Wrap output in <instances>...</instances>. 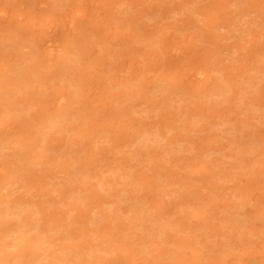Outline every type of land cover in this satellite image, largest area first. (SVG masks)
Here are the masks:
<instances>
[{
	"label": "rangeland",
	"instance_id": "rangeland-1",
	"mask_svg": "<svg viewBox=\"0 0 264 264\" xmlns=\"http://www.w3.org/2000/svg\"><path fill=\"white\" fill-rule=\"evenodd\" d=\"M176 1L0 0L4 14L0 13V91L7 92H0V101H5L0 102V167L16 170L1 171L5 175L0 174V193L4 190L0 198L8 200L6 191L14 187L2 205L16 201L22 213L20 224L29 223L26 248L31 253L26 263L61 264L64 262L56 261V253L64 249L78 252L90 244L92 258L96 256L94 260L100 264H264V0ZM184 1L186 5L178 7ZM196 11L205 13L209 22L196 20ZM116 14L123 17L117 19ZM213 24L216 26L210 27ZM65 33L72 36L67 39ZM48 36L53 38L52 46L45 43ZM101 39L100 47L96 43ZM68 40L81 44L73 46ZM62 53L71 57L65 60L64 54V60L55 59ZM128 59L137 67L134 72ZM71 72L87 78L81 77L78 86ZM127 77L131 84L124 89L126 95L119 92V98L109 88L104 90L112 79ZM203 79L208 85L200 82ZM60 87L63 95L71 91V117L69 105L56 107L53 101ZM101 92L106 94L96 99ZM130 92L133 99L127 96ZM20 93H24L22 98ZM124 96L127 102L121 104ZM113 99L120 103L116 105ZM99 100L102 105L98 106ZM111 102L118 113L109 119ZM47 121L44 131L48 132L43 135V122ZM139 128L145 134L149 131V136L156 135V130L160 135L144 142L148 136H142V130V135L134 133ZM132 133L135 138L138 135L136 141L144 137L143 142L131 139ZM18 147L21 149L14 153L13 148ZM20 154L24 155L19 161ZM18 162L22 164L16 166ZM45 170H51L50 175L63 170L67 178L62 174L45 177L49 174H43ZM8 173L14 174L7 177ZM8 178L11 185L4 182ZM50 183L53 191L49 188V192ZM56 188L62 194L71 192L70 196L66 193V199L61 194L64 201L54 204L59 197ZM137 208L139 212L134 211ZM142 219L148 223L144 229L146 223L138 224ZM130 223L137 224L136 230ZM66 232L78 234L70 237ZM43 236L53 240L49 249L56 248V253L48 249L45 258ZM142 239L149 243L142 246ZM10 256L0 252V264H10Z\"/></svg>",
	"mask_w": 264,
	"mask_h": 264
},
{
	"label": "bare ground",
	"instance_id": "bare-ground-1",
	"mask_svg": "<svg viewBox=\"0 0 264 264\" xmlns=\"http://www.w3.org/2000/svg\"><path fill=\"white\" fill-rule=\"evenodd\" d=\"M179 1H181V0H178V2H179ZM182 1H183V0H182ZM176 2H177V1H176ZM178 2H177V3H178ZM238 2H239V1H238ZM52 3H53V1H52ZM180 3H181V2H180ZM186 3H187V2H186ZM201 3H202V2H201ZM55 4H56V3H55ZM60 4H61V2H60ZM182 4H185V1H184L183 3H181V4H179L178 7H181ZM198 4H199V3H198ZM211 4H212V3H211ZM56 5L58 6V4H56ZM56 5H55V6H56ZM63 5H64V4H63ZM185 5H186V4H185ZM194 5L196 6V3H195ZM207 5H208V4H207ZM236 5H237V4H236ZM61 6H62V5H60V7H61ZM182 6H183V5H182ZM201 6H202V5H201ZM210 6H211V5H210ZM61 8H64V6H62ZM78 8H79V7H77L76 10H77ZM190 8L195 9L194 6H193V7L190 6ZM208 8H209V7H208ZM1 9H2V7H1ZM58 9H60V8H58ZM145 9H146V8H145ZM175 9H176V8L174 7L173 10H175ZM204 9H206V7H205ZM4 10H5V9H3V11H4ZM179 10H180V9H179ZM206 10H207V9H206ZM114 11H115V10H114ZM122 11H123V10H122ZM146 11H147V10H146ZM184 11H185V10H184ZM201 11L204 12L205 10H201ZM201 11H196V12H194L196 16H199V17H197L196 20H202V21H206V22H207L208 19L204 16L205 13L203 14ZM1 12H2V10H1ZM1 12H0V13H1ZM115 12H116V11H115ZM119 12L122 13L120 10H119ZM186 12H187V11H186ZM235 13H237V12H235ZM241 13H242V12H241ZM123 14H124V13H123ZM206 14H207V13H206ZM1 15H4V14L1 13ZM1 15H0V16H1ZM77 15H78V14H77ZM116 15H117V14H116ZM119 15H120V17L122 16L121 14H119ZM119 15H117V17H118V18L116 17L117 19H119ZM74 16H75V15H74ZM114 16H115V13H114ZM210 16H211V15H210ZM122 17H123V16H122ZM235 17H236V16H235ZM76 19H77V18H75V20H76ZM75 20H74V21H75ZM68 22H69V20H68ZM208 22H209V21H208ZM69 23H72V21L69 22ZM200 23H201V21H200ZM203 23H204V22H203ZM227 23H228V22H227ZM45 24H46V23H45ZM67 24H68V23H67ZM196 24H198V22H197ZM229 24H230V23H229ZM47 25H48V24H47ZM71 25H72V24H71ZM50 26H51V25H50ZM58 26H59V25H58ZM198 26H200V25H197V26L195 25V27H198ZM214 26H216V25L213 24V26H210V27H214ZM218 26H221V28H224V27L227 26V25H226V24H221V25L218 24ZM46 27H47V26H46ZM53 27H54V26H53ZM195 27H194V28H195ZM228 27H229V26H228ZM228 27H227V28H228ZM47 28H48V27H47ZM51 28H52V27H50L49 30H51ZM227 28H225V29L228 30ZM209 29H210V28H209ZM63 30H64V29H63ZM45 31H46V30H45ZM45 31H44V32H45ZM59 31H60V30H59ZM195 31L197 32L196 29H195ZM206 31H207V30H206ZM47 32H49V31H47ZM50 32H51V31H50ZM50 32H49V33H50ZM67 32H68V31H66V33H67ZM66 33H65V34H66ZM132 33H134L133 30H132ZM197 33H198V32H197ZM218 33H219V31H218ZM16 34H17V33H16ZM46 34H47V33H46ZM46 34H44V36H47ZM51 34H52V33H51ZM69 34H70V33H69ZM116 34H117V32H116ZM118 34H119V33H118ZM135 34H136V33H135ZM62 35H63V34H62ZM66 35H67V39H68V36H70L71 34H70V35L66 34ZM87 35H88V34H87ZM89 35H90V34H89ZM99 35H100V34H99ZM216 35H217V34H216ZM222 35H223V33H222ZM52 36H53V35H52ZM54 36H55V35H54ZM58 36H59V34L57 35V37H58ZM63 36H64V35H63ZM71 36H72V35H71ZM90 36H92V35H90ZM220 36H221V35H219V37H220ZM57 37H56V38H57ZM87 37H89V36H87ZM92 37H93V36H92ZM92 37H90V38L93 39ZM98 37H99V36H98ZM117 37H118V36H117ZM132 37H133V36H132ZM219 37H218V38H219ZM51 38H52V37H51ZM56 38H55L54 40H56ZM59 38H60V37H59ZM72 38H73V37H72ZM118 38H120V37H118ZM118 38H117V39H118ZM221 38H222V37H221ZM221 38H220V39H221ZM60 39H61V38H60ZM60 39L57 40V41L59 42V44H60V41H59ZM91 39H90V40H91ZM99 39H100V38H99ZM115 39H116V38H115ZM220 39H219V40H220ZM223 39H224V38H223ZM52 40H53V38H52ZM52 40L49 39V36H48V37H47V40L45 41V43L48 41V44L50 43L48 46H52V44H51ZM93 40H94V39H93ZM93 40H91V41H93ZM96 40H97V39H96ZM96 40H94V41L96 42ZM135 40H136V39H135ZM151 40H152V39H151ZM43 41H44V40H43ZM63 41H65V39H62V42H63ZM87 41H89V40H87ZM91 41H89V43H88L89 45H92V44H91ZM128 41H129V40H128ZM132 41H133V39L131 40V42H132ZM149 41H150V40H149ZM68 42H70L71 44L76 43L77 45H80V44H81V42H80L79 40H78L77 42H76V41L71 42V41L68 40ZM68 42H65V43H66V44H69ZM102 42H103V39H101V40L99 41V45H98V43H96V45L101 47V46L103 45ZM133 42H134V41H133ZM136 42H137V41H136ZM53 43H54V42H53ZM79 43H80V44H79ZM82 43H84V42H82ZM100 43H101V44H100ZM134 43H135V42H134ZM138 43H139V42H138ZM149 43H150V42H149ZM154 43H155V42H154ZM63 44H64V43H63ZM63 44H62V45H63ZM71 44H70V45H71ZM179 44H180V43H179ZM54 45H55V44H54ZM60 45H61V44H60ZM96 45H95V46H96ZM109 45H111V44H109ZM113 45H114V44H113ZM118 45H120V44H118ZM150 45H151V44H150ZM55 46H56V45H55ZM73 46H74V44H73ZM92 46H94V45H92ZM127 46H128V45H127ZM173 46H174V45H173ZM58 47H59V46H58ZM66 47H68V46L66 45L65 48H66ZM106 47L108 48V47H110V46L106 45ZM114 47H115V46H114ZM145 47H146V46H145ZM180 47H182V46H180ZM43 48H45V47L43 46ZM56 48H57V47H56ZM61 48H62V47H61ZM69 48H70V47H68L67 49H68V50H71V52L74 51L73 48H71V49H69ZM76 48H77V47H76ZM76 48H75V49H76ZM176 48H177V47H176ZM72 49H73V50H72ZM113 49H114V48H113ZM129 49H130V48H129ZM144 49H145V48H144ZM56 50H57V49H56ZM63 50H64V48H63ZM68 50H65V51H63V52H69ZM111 50H112V48H111ZM114 50L116 51V49H114ZM135 50H136V49H135ZM169 50H170V49H169ZM171 50H173V49H171ZM176 50H177V49H176ZM58 51H61V50L58 49ZM79 51H80V49H79ZM112 51H113V50H112ZM112 51H111V52H112ZM136 51H137V50H136ZM174 51H175V49H174ZM91 52H92V51H91ZM118 52H119V53L121 52V54H124V52L122 53V51L117 50V53H118ZM77 53H78V52H77ZM77 53H76V54H77ZM80 53H81V52H79V54H80ZM50 54H52V53L50 52ZM64 54H65V55H64ZM64 54L62 53V55H60V56L57 55V56L55 57V59H57V58L59 57L58 59H59V61H60L61 59L64 60V59H63L64 56L66 57L65 60H68V58L71 57V56L68 57V53H64ZM70 54H71V53H70ZM70 54H69V55H70ZM171 54H172V52H171ZM63 55H64V56H63ZM85 55H89V54H85ZM85 55H84V56H85ZM104 55H107V54H104ZM104 55H103V56H104ZM112 55H113V53H112ZM173 55H175V54H173ZM52 56H53V54H52ZM73 56H74V55H73ZM81 56H82V53H81ZM117 56H118V55H117ZM60 57H61V59H60ZM67 57H68V58H67ZM75 57H76V56H75ZM113 57H115V56H113ZM81 58H82V57H81ZM81 58H80V59H81ZM85 58H86V57H83V59H85ZM51 59H52V57H51ZM101 59H102V58H101ZM101 59H100V60H99V59H96V60L101 61ZM71 60H72V58H71ZM78 60H79V59H78ZM88 60H89V59H88ZM91 60H92V57H91ZM128 60L130 61V59H128ZM69 61H70V59H69ZM93 61H94V60H93ZM129 61H128V63H129ZM72 62H74V61H72ZM81 62H82V61H81ZM96 62H97V61H96ZM96 62H95V63H96ZM104 62H105V61H104ZM112 62H113V61H112ZM122 62H123V61H122ZM122 62H121V64H122ZM57 63H58V62H57ZM59 63H60V62H59ZM63 63H64V62H63ZM65 63H66V62H65ZM78 63H79V62H78ZM78 63H77V64H78ZM99 63L101 64V62H99ZM102 63H103V61H102ZM107 63H108V62H107ZM130 63H131V61H130ZM132 63H133V62H132ZM132 63H131V64H132ZM68 64H69V63H68ZM74 64H75V63H74ZM86 64H87V63H86ZM93 64H94V63H93ZM96 64H97V63H96ZM115 64H117V63H114V64H113L114 67L116 66ZM111 65H112V63H111ZM126 65H127V64H126ZM64 66H65V65H64ZM71 66H72V67H71V69H72V68L74 67V65H71ZM131 66H133V64H132ZM78 67H79V66H78ZM78 67H77V69H76V68H75V69L78 70ZM114 67H113V68H114ZM116 67L118 68V66H116ZM120 67H121V65H120ZM124 67H125V66H124ZM134 67H135V68H134ZM148 67H149V66H148ZM113 68H112V69H113ZM136 68H137V67L134 65L133 68H131V71L133 70L132 72H134V70H135ZM145 68H146V66H145L143 69H145ZM71 69H70V71H71ZM89 69L91 70V68H89ZM96 69H97V68H96ZM108 69H109V68H108ZM124 69H125V68H124ZM126 69H127V67H126ZM128 69H130L129 66H128ZM128 69H127V70H128ZM143 69H142V70H143ZM152 69H153V68H152ZM72 70L74 71V68H73ZM98 70H100V69H98ZM127 70H126V71H127ZM142 70H141L140 74L143 72ZM147 70H148V69H145V71H147ZM153 70H154V69H153ZM55 71H56V70H55ZM58 71H59V70H58ZM96 71H97V70H96ZM101 71H102V70H101ZM107 71H108V70H107ZM110 71H111V70H109L108 72H110ZM207 71H209V70H207ZM56 72H57V71H56ZM61 72H63V71L61 70L60 73H61ZM91 72H92V71H91ZM104 72H105V74L107 73L106 71H104ZM129 72H130V71H129ZM202 72H203V71H202ZM71 73H72V72H71ZM86 73H87V72H86ZM88 73H89V72H88ZM102 73H103V72H102ZM121 73H122V72H121ZM54 74H55V72H54ZM79 74H81V73H78V74H75V73L73 74V73H72V75H75L74 82H75L76 80L79 82V83H77L78 86H79V84H80V80H81V77H82V76H79ZM83 74L85 75V73H83ZM109 74H110V73H109ZM109 74H107V75H109ZM146 74H147V73H146ZM196 74H197V73H196ZM200 74H201V73H200ZM52 75H53V74H52ZM59 75H60V74H59ZM64 75H65V74H64ZM81 75H82V74H81ZM110 75H111V74H110ZM113 75H114V74H113ZM144 75H145V74H144ZM53 76H54V75H53ZM56 76H57V75H56ZM62 76H63V74H62ZM76 76H77V77L79 76V77L76 78ZM116 76H117V75H116ZM118 76H119V75H118ZM121 76H122V75H121ZM188 76H189V75H188ZM198 76H199V75H198ZM198 76H197V77H198ZM212 76H213V78H214V75H212ZM54 77H55V76H54ZM59 77H60V76H59ZM64 77H65V76H64ZM109 77H110V76H109ZM113 77H114V76H113ZM119 77H120V76H119ZM135 77H136V76H135ZM199 77H200V76H199ZM201 77H202V76H201ZM55 78H56V77H55ZM82 78H85V76L82 77ZM86 78H87V77H86ZM86 78H85V79H86ZM106 78H108V76H107ZM111 78H112V76H111ZM136 78H138V77H136ZM139 78H140V77H139ZM189 78H190V77H189ZM189 78H188V79H189ZM210 78H211V77H210ZM210 78H209V80H210ZM43 79H44V80H43V82H44V81L46 80V78H43ZM59 79H60V78H59ZM65 79H66V78H65ZM78 79H79V80H78ZM85 79H84V80H85ZM130 79H131V78H130ZM130 79H129V77H127V78L124 79V80H121V79L118 78V80H116L117 82H116V81H113V79H112V82H111L110 84L108 83V84H109V87H107L106 89H104V88H103V89H104V90H107V89L109 88L108 90H110V93H111L113 96H118V97L120 98V97H121L120 94L122 95L121 92L125 91V90H124L125 87L128 86L129 84H131V83H127V81H129ZM193 79H194V78H193ZM70 80H71V79H70ZM70 80H69V81H70ZM107 80H108V79H107ZM157 80H158V79H157ZM159 80H160V79H159ZM198 80H199V79H198ZM198 80H197V81H198ZM211 80H212V79H211ZM63 81H64V80H63ZM213 81H214V80H213ZM67 82H68V81H67ZM70 82H71V81H70ZM200 82H202V83H204V84L209 83L206 79H203V81H200ZM62 83H63V82H62ZM85 83H86V82H85ZM85 83H84V84H85ZM143 83H144V82H143ZM156 83H157V82H156ZM55 84H57L56 81H55ZM82 84H83V83H82ZM106 84H107V83H106ZM106 84H105V86H106ZM136 84H138V83H136ZM157 84H158V83H157ZM63 85H64V84H63ZM102 85H103V84H102ZM102 85H101V86H102ZM158 85H159V84H158ZM162 85H163V84H162ZM207 85H208V84H207ZM65 86H66V85H65ZM72 86H73V84H72ZM97 86H98V85H97ZM99 86H100V85H99ZM139 86H140V85H139ZM139 86H138V87H139ZM153 86H155V85H153ZM156 86H157V85H156ZM160 86H161V85H160ZM210 86H212V85H210ZM43 87H44V86H43ZM45 87H47V86H45ZM63 87H64V86H63ZM207 87H208V86H207ZM212 87H213V86H212ZM74 88H75V85H74ZM100 88H101V87H100ZM134 88L137 89L136 87H134ZM134 88H133V89H134ZM199 88H200V87H199ZM135 89H134V90H135ZM209 89H211V88H209ZM54 90H55V89H54ZM60 90H61V87H60V89L58 88V89L56 90L57 97H55V99H53V101L56 100V103H57V106H56V105H55V106H56V107H60L61 105H63V106H64L63 108H65L66 105H67V106L69 105V107H68V109H67V113L69 112V113H70L69 116L71 117V114L73 115V112H72V109H71V106H72V104H73V101H71L72 97H71V95L69 94V93H71V91H68V94H67V95H63V94H66V93L61 94ZM80 90H81V89H80ZM80 90L78 89V91H80ZM98 90H99V89H98ZM98 90H97V93H98ZM104 90H102V91H104ZM201 90H202V89H201ZM43 91H44V89H43ZM202 91H204V89H203ZM0 92H1V94L3 93L2 95H4V94L7 93L5 90L0 91ZM64 92H65V91H64ZM119 92H120V94H119ZM131 92H132V91H131ZM131 92H130L129 95L127 94L128 98H129V96H130V98H132L131 95L133 94V92H132V94H131ZM135 92H137V90L134 91V94L136 95L137 93H135ZM58 93H59V94H58ZM93 93H94V92H93ZM104 93H105V92H104ZM104 93L101 92L100 94H96V95H97L96 99H98V97H99V96H102L101 94H104ZM23 94H24V93H23ZM23 94L20 93V95H19V94H18V95L22 98V95H23ZM105 94H106V93H105ZM118 94H119V95H118ZM123 94H124V93H123ZM2 95H1V96H2ZM98 95H99V96H98ZM124 95H126V91H125V94H124ZM137 95H138V94H137ZM8 96H9V95L7 94V97H8ZM11 96H12V95H11ZM23 96H24V95H23ZM66 96H70L71 98L69 99V97L67 98ZM73 96H74V95H73ZM75 96H76V95H75ZM75 96H74V97H75ZM7 97H6V98H7ZM14 97H15V96H14ZM94 97H95V96H94ZM111 97H112V96H111ZM111 97H110V99H112ZM124 97H125V98H123V100H121V101H123V102H121V104L124 103V102H127V98H126V96H124ZM4 98H5V97H4ZM136 98H137V97H136ZM9 99H10V98H9ZM9 99H8V100H9ZM91 99H92V97L89 98V100H91ZM100 99H101V98H100ZM132 99H133V98H132ZM134 99H135V98H134ZM2 100H4V99H2ZM8 100H7V101H8ZM94 100H95V99H93V101H94ZM102 100H103L102 102H104V99H102ZM105 100H106V99H105ZM115 100H116V99H113L112 101L114 102ZM135 100H136V99H135ZM51 101H52V100H50V102H51ZM93 101H90V102H93ZM99 101H100V100H99ZM0 102H1V104H4L5 101H4V102H3V101H0ZM2 102H3V103H2ZM54 102H55V101H54ZM87 102H88V100H87ZM97 102H98V101H97ZM102 102H101V101H100V103L98 102V106H99V105H102ZM118 102H119V101H118ZM118 102L115 101L116 105H117ZM128 102H129V101H128ZM132 102H133V101H132ZM106 103H107V102H106ZM106 103H105V104H106ZM119 103H120V102H119ZM135 103H137V102H135ZM103 104H104V103H103ZM110 104H111V105L108 104V106H109V107L111 106L110 109H112V110H110L111 115H109V119L112 118L113 115L115 116V115L118 113V111L115 112V110H118L117 108L113 111V108H114L113 104H114V103L111 102ZM121 104H119V105H121ZM90 105H91V104H90ZM114 105H115V104H114ZM129 105H130V104H129ZM133 105H135V104L133 103V104H132V107H133ZM74 106H75V105H74ZM78 106H79V105H78ZM108 106L106 105L107 108H109ZM112 106H113V107H112ZM125 106H126V104H125ZM136 106H137V104H136ZM51 107H53V106L51 105ZM76 107H77V106H76ZM82 107H83V106H82ZM137 107H138V106H137ZM85 108H86V107H85ZM89 108L92 109V108H94V107H89ZM126 108H128V106H127V107H124L123 109L127 110ZM52 109H53V108H52ZM70 109H71V111H70ZM43 110H44V109H43ZM46 110H47V109H46ZM55 110H56V109H54V111H55ZM60 110L62 111V107L60 108ZM78 111H79V110H78ZM78 111H76L75 113H77ZM81 111H82V110H81ZM97 111H98V110H97ZM135 111L137 112V109H135ZM135 111H134V112H135ZM58 112H60V111H58ZM112 112H113V113H112ZM125 112H126V111H125ZM5 113H6V112H5ZM60 113H61V112H60ZM69 113H68V114H69ZM75 113H74V114H75ZM78 113H80V112H78ZM53 114H54V113H53ZM53 114H52V115H53ZM109 114H110V113H109ZM63 115H66V114H63ZM63 115H61L62 118H63ZM59 116H60V115H59ZM69 116L67 115V119H68ZM75 116H76V115H75ZM81 117H82V116H81ZM81 117H80V118H81ZM73 118H74V117H73ZM107 118H108V117H107ZM45 119H46V118H45ZM60 119H61V118H60ZM43 120H44V118H43ZM55 120H56V119H55ZM68 120H70V118H69ZM90 121H91V120H90ZM56 122H57V120H56ZM59 122H60V121H59ZM88 122H89V121H88ZM91 122H92V121H91ZM57 125H58V124H57ZM60 125H61V122H60ZM46 126H48V121H47V122H43V135L46 134V133L48 132V131H47V132L44 131V129H46ZM4 128H5V127H4ZM99 128H100V127H99ZM99 128H98V130H100ZM9 129H10V128H9ZM54 129H55V128H54ZM56 129H57V128H56ZM61 129H62V128H61ZM95 129H96V133H97V132H98V131H97V128H95ZM103 129H104V127H103ZM103 129L101 130L102 133H103ZM156 129H157V128H156ZM156 129H155V130H156ZM0 130H1V129H0ZM47 130H48V129H47ZM141 130H142V132H143V130H145V129H140V128H139V131H135L134 133L137 132V134L142 135V134H141ZM4 131H7V129H5ZM104 131H105V130H104ZM151 131H152V130H150V132H151ZM156 131L158 132V130H156ZM14 132H15V131H14ZM106 132H107V131H106ZM106 132H105V133H106ZM147 132H149V131H147ZM147 132H146V134H147ZM152 132H154V131H152ZM157 132H154V133H156V135L153 134L152 136H149L150 133L146 135V134L143 132V135H142V136H144V134H145L144 137L148 136V137H146V140H144V142L147 141L148 139H149V141L152 142V141L154 140V138H156V140H157V137L160 135V134L157 133ZM5 133L7 134L8 132H5ZM15 133H16V132H15ZM102 133H101V134H102ZM105 133H104V134H105ZM134 133H132V134H131L132 136H130V137H132L131 139L135 140V142L139 143V142H138L139 140L144 139V137L141 138V139H140V137H139V139H137V141H136V138H138V135H137L136 138H135V137H133ZM2 134H3V133H2ZM17 134H18V133H17ZM94 134H95V133H94ZM98 134H99V133H98ZM91 135H92V134H91ZM106 135H107V134H106ZM4 136H5V134H4ZM6 136H7V135H6ZM6 136H5V137H6ZM10 136H11V135H10ZM12 136H14V135H12ZM12 136H11V137H12ZM15 136H16V135H15ZM107 136H108V135H107ZM111 136H112V135H111ZM142 136H141V137H142ZM7 137H8V136H7ZM7 137H6V138H7ZM11 137H10L9 139H11ZM19 137H20V136H19ZM92 137H94V136H92ZM98 137H99V136H98ZM103 137H104V136H103ZM90 138H91V136H90ZM95 138H97V137H95ZM106 138L108 139L109 137H106ZM159 138H160V137H159ZM159 138H158V139H159ZM14 139H15V138H14ZM109 139H110V138H109ZM128 139H129V138H128ZM131 139H130V142H131ZM7 140H8V139H7ZM113 140H114V139H113ZM0 141H1V139H0ZM8 141H10V140H8ZM17 141H18V140H17ZM99 141H103V140H99ZM99 141H98V142H99ZM141 141H142V140H141ZM107 142H108V140H107ZM126 142H128V141H126ZM126 142H125V143H126ZM130 142H128L127 145H130L133 141H132L131 143H130ZM142 142H143V141H142ZM1 144H2V142L0 143V145H1ZM10 144H11V143H9V145H10ZM14 144H15V140H14ZM115 144H117L116 141H115V143H113V145H115ZM134 144H135V143H134ZM139 144H140V143H139ZM0 147H1V146H0ZM77 147H78V146H77ZM82 147H83V146L79 147L78 150H80V148H82ZM138 147H139V146H138ZM138 147H137V148H138ZM2 148H3V147H2ZM2 148H1V149H2ZM8 149H9V148H8ZM8 149H7V150H8ZM10 149H11V148H10ZM20 149H21L20 147H18L17 150H16V148H13V150L15 151L14 153H16V152H17L18 150H20ZM46 149H47V148H46ZM46 149H45V150H46ZM70 149H74V147H72V148H70ZM75 149H76V147H75ZM67 150H68V149H67ZM0 151H1V150H0ZM70 151H71V150H70ZM10 153L13 154L12 151H11ZM17 153H18V152H17ZM19 153H20V152H19ZM21 153H22V152H21ZM25 153H26V152H25ZM25 153H24V154H25ZM11 154H10V155H11ZM24 154H23V155H24ZM75 154H76V153H75ZM13 155H14V154H13ZM20 155H21V157H19V161H20V158L22 159V156H23L22 154H20ZM25 155H26V154H25ZM14 156H15V155H14ZM82 156H83V155H82ZM26 157L28 158V156H26ZM26 157H25V160H27ZM74 157H75V156H74ZM3 158H4V157H3ZM4 159H5V158H4ZM13 159H14V158H13ZM5 160H6V159H5ZM1 161H2V159H1ZM3 161H4V160H3ZM21 161H22V160H21ZM71 161H73V160H71ZM14 162H15V161H14ZM22 162H23V161H22ZM25 162H26V161H25ZM88 162H89V161H88ZM2 163H3V162H2ZM9 163H10V162H9ZM4 164H5V163H3V164H1V165H4ZM20 164H22V163L18 162V164H16V166H17V165H20ZM67 164H68V163H67ZM72 164H73V162H72ZM5 165L8 166L9 164L6 163ZM10 165H11V163H10ZM10 165H9V166H10ZM12 165H13V164H12ZM12 165H11V167H12ZM83 165H84V164H83ZM122 165H123V164H122ZM16 166H15V167H16ZM78 167H79V166H78ZM78 167H76V168H78ZM80 167H81V166H80ZM94 167H95V166H94ZM109 167H111V164H110ZM112 167H115L114 169H116V168L119 167V166H118V165H116V166H113V165H112ZM13 168H14V167H13ZM13 168H11V169H13ZM18 168H19V167H18ZM18 168H16V169L18 170ZM82 168H84V167H82ZM104 168H105V170H107L106 167H104ZM11 169H8L9 171H8V170H6V171H7V172H10ZM80 169H81V168H80ZM85 169H86V168H85ZM108 169H109V168H108ZM2 170L4 171V167H0V172H1ZM13 170H14V172L16 171L15 169H13ZM101 170H102V169H101ZM6 171H4L5 174H6ZM18 171H20V170H18ZM50 171H51V170H50ZM50 171H49V172H50ZM75 171H78V169L75 170ZM46 172H47V171L45 170V172H44L43 174H45ZM49 172H47V173H49ZM60 172H61V173H60ZM81 172H82V170H81ZM84 172H85V171H84ZM98 172H99V171H98ZM114 172H115V171H114ZM16 173H17V172H16ZM18 173H20V172H18ZM82 173H83V172H82ZM99 173H100V172H99ZM101 173H102V172H101ZM103 173H104V172H103ZM115 173H116V172H115ZM0 174H4V173L1 172ZM5 174H4V175H5ZM9 174L12 175V174H14V173H8L7 177L10 176ZM51 174H52V175H50V173H49V174H46L45 177H47V176H49V177H51V176L55 177V176H56V177H57V176H61V174H62L61 177H63V176L65 175L64 178H65V179L67 178V173L64 172L63 170H61V171L59 170L58 173H57V171H55V173L51 172ZM97 174H98V173H97ZM17 175H18V174H17ZM17 175H16V176H17ZM69 175H71V174H69ZM84 175H85V174H84ZM89 175H91V174L89 173ZM71 176H72V175H71ZM71 176H70V177H71ZM73 176H75V175H73ZM85 176H86V175H85ZM0 177H2V176H0ZM7 177H6V178H7ZM11 177H12V176H11ZM11 177H10V179H11ZM70 177L68 176V179H70L69 181H72V178H70ZM79 177H80V176H79ZM83 177H84V176H83ZM86 177H87V176H86ZM96 177H97V176H96ZM102 177H103V175H102ZM4 178H5V177L3 176L2 179H4ZM99 178H100V176H99ZM2 179H1V180H2ZM13 179H16V177H15V178H12V180H13ZM22 179H25V178L23 177ZM51 179H52V181H55V182H56L55 178H51ZM104 179H105L106 181L108 180V179H106V177H105ZM104 179H103V181H104ZM16 181H17V180H16ZM58 181L61 182V179L58 180ZM58 181H57V185H58V183H60V182H58ZM66 181L68 182V180H66ZM103 181H101V183H102ZM106 181H104V184H105ZM4 182H5V183H7V182L9 183V178H8V179H5ZM4 182H3V183H4ZM10 182H11V181H10ZM55 182H53V183H55ZM73 182H74V181H72V183H73ZM5 183H4V185H5ZM12 183H14V181H13ZM47 183H49V181L45 182L46 185H47ZM107 183H108V182H107ZM9 184H10V183H9ZM9 184H8V185H9ZM43 184H44V183H43ZM60 184H61V183H60ZM2 185H3V184H2ZM6 185H7V184H6ZM10 185H11V184H10ZM10 185H9V186H10ZM0 186H1V185H0ZM48 186H49V187H47V190H49V188H50V190H52V189H51V187L53 188L52 184L50 183V185H48ZM62 186H63V185H62ZM62 186L60 185L61 189H62V188L65 189V186H64V187H62ZM70 186H71V184H70ZM73 186L76 187V184H73ZM4 187H5V186H4ZM8 188H9V187H8ZM3 189H4V188H3ZM3 189H2V190H3ZM13 189H14V187H13V188L11 187V188H9L8 191H6L7 194H8V192L10 193V194L7 195V196H8V200H9V198H10L9 195H10V196L12 195V194H11V192H12L11 190H13ZM56 189H58V188H56ZM74 189H75V188H74ZM5 190H6V189H5ZM50 190H49V192H50ZM76 190H77V189H75V191H76ZM123 190H125V189L123 188ZM10 191H11V192H10ZM52 191H53V190H52ZM57 191H58V193H59V189H58ZM60 191H61V190H60ZM65 191H66V190H65ZM73 191H74V190H73ZM75 191H74V192H75ZM2 192H3V194H4V190H3ZM2 192L0 193V195L2 194ZM6 192H5V194H6ZM61 192H62V191H61ZM63 192H64V191H63ZM64 193H65V194H64ZM64 193H63V194H62V193H59V194H58L60 198H59L58 196H55L57 193H54L55 195H53V198H54V196H55V197H58L59 199H58V198H55V201H54L55 203H54V202H52V203L56 204L57 201H58V203L63 202L64 200H63L62 196H65L66 193H67L68 196H70L69 194H70L71 192L68 193V191H66V192H64ZM61 194H62V196H60ZM117 194H119V192H118ZM3 196H4V195H3ZM71 196H72V194H71ZM78 196H79V195H78ZM116 196H119V195H116ZM65 197H66V196H65ZM1 198H2V196H1ZM1 198H0V202H1V200H2V203H1L0 205L3 204V201H7V202H8L7 199L5 200L6 197L3 198V199H1ZM67 198H68V197H66V199H67ZM80 198L83 199L84 197L81 196ZM80 198H79V200H80ZM20 199H21V197H20ZM64 199H65V198H64ZM70 199H72V198L70 197ZM75 199H76V198H75ZM16 200H17V199H16ZM56 200H57V201H56ZM61 200H62V201H61ZM10 201L12 202V199H11ZM10 201H9V202H10ZM13 201H14V199H13ZM15 203H16V201H15ZM15 203H14V204H11V203L7 204V203L4 202V204H7V205H5V206L2 205V207H1L2 209L0 208V252H3V251H4V252H7V254H11L10 259H9V260L11 261L10 264H28V263H26V261H27V260H26V257L29 255V253H31V251H30V249H27V248H26L27 245H28L27 242H28V240H29L28 238H26V236H28V235H27V231L29 230V228H26V227H27V225H28L29 223L24 222L25 220L23 219L24 221L21 222V224H20V221H21V220L19 221L18 219H20V214H22V213H20V206H19V205L17 206V204H15ZM20 203H22V202H20ZM50 203H51V202H50ZM10 204H11L12 206H11ZM26 204H27V202H26ZM54 204H52V205H54ZM63 204H65V203H63ZM14 205H15V206H14ZM57 205H59V204H57ZM57 205H56L55 207L61 208L60 206H57ZM71 205H72V204H71ZM92 205L95 206V204H92ZM92 205H89V206H92ZM24 206H26V205H24ZM25 208H27V206H26ZM70 208H72V209H70ZM70 208H69L70 211H72L73 208H74V206L72 205ZM12 209H13V210H12ZM23 209H24V208H22V210H23ZM142 209H143V208H142ZM89 210H90V208H89ZM96 210H97V209H96ZM137 210H138V208L135 209L134 211L137 212ZM143 210L146 211V209H143ZM2 211H4V212L6 213V215H9V219H8L7 216L4 217L5 213L2 212ZM70 211H69V212H70ZM98 211H99V210H98ZM101 211H102V210H101ZM101 211H99L98 213H100V214L103 216L104 214H102V213H104V212H103V211L101 212ZM139 211H140V210H138V212H139ZM69 212H68V215L70 214ZM94 212L97 214V212H96L95 210H94ZM66 213H67V212H66ZM141 213H145V212H142V211H141ZM141 213H140V215H141ZM96 214H95V217L98 216V215L96 216ZM66 215H67V214H66ZM143 215H145V214H143ZM143 215H141L142 218L145 217V216H143ZM75 216H76V215H75ZM129 216H130V215H129ZM90 217H91V216H90ZM103 217L105 218V216H103ZM103 217H102V219H103ZM138 217L140 218V216H138ZM6 218H7V219H6ZM43 218H44V215H43ZM51 218H55L54 215H53V217H51ZM72 218H73V217H70V220H72ZM76 218H77V216H76ZM91 218H92V217H91ZM97 218H98V217H97ZM139 218H138V220H139ZM5 219H6V220H5ZM21 219H22V218H21ZM73 219H74V218H73ZM88 219H89V218H88ZM98 219H99V218H98ZM98 219H97V221H98ZM111 219H112V218H111ZM128 219H129V218H128ZM7 220H8V221H7ZM10 220H13V221H10ZM75 220H76V219H75ZM82 220H87V219H82ZM82 220H81V221H82ZM90 220H91V219H90ZM92 220H93V219H92ZM109 220H110V219H108V221H109ZM142 220H143V221H142ZM142 220H141L142 222H140V223L138 222V224H140L141 227H142V225H143L144 223H146V224H144L145 226L143 225V229H144V227H147L146 225H148V223H147V219H142ZM144 220H146V221H144ZM78 221H79V220H78ZM97 221H96V222L93 221L94 224L97 223ZM100 221H101V218H100ZM100 221H98V223H99ZM132 221H133V220H132ZM132 221H131V222H132ZM139 221H140V220H139ZM148 221H149V225H150L151 218H149ZM18 222H19V224H18ZM76 222H77V221H76ZM83 222L85 223V221H83ZM89 222H90V221H89ZM110 222H111V221H110ZM134 222H135V221H134ZM44 223H45V222H44ZM74 223H75V222H74ZM80 223H81V222H80ZM90 223H92V221H91ZM135 223H137V222H135ZM135 223H132V225H131V223H130V224H128V225L131 226V227L129 226L130 228H132V227L135 225V226H134V229L136 230V228H137V224H135ZM54 224H55V223H54ZM68 224H69V223H68ZM123 224H125V223H123ZM133 224H134V225H133ZM43 225H44V224H43ZM125 225H127V224H125ZM54 226H55V225H54ZM55 227H58V225H56ZM55 227H54V228H55ZM138 228H139V227H138ZM43 229H44V228H43ZM50 229L53 230V228H50ZM122 229H124V228H122ZM126 229H128V228L126 227ZM126 229H124V230H126ZM132 229H133V228H132ZM143 229H142V230H143ZM69 230H70V229H69ZM69 230H68V231H69ZM83 230H84V229H83ZM83 230L81 231V233L84 232ZM137 230H138V229H137ZM142 230H141V231H142ZM38 231H39V230H38ZM44 231H45V230H44ZM68 231H67V232H68ZM46 232H47V229H46ZM67 232H66V234H69V236H70V234L73 233V232H72V233H70V232L67 233ZM43 234H44V233H43ZM62 234H63V233H62ZM77 234H78V233H77ZM77 234H76V232H75V234H74V235L72 234V236H70V237H73V236H75V235L77 236ZM97 234H98V233H97ZM97 234H96V235H97ZM45 235H46V233L44 234V236H45ZM44 236H43V237H44ZM56 237L58 238V236H56ZM67 237H68V236H67ZM45 238H46V237H44V239H43V258H45L46 253H47V251H48V249H49V246H51V243H52V241H53V240H47V238H46V239H45ZM142 238H143V237H142ZM139 239H141V238L139 237ZM139 239H137V240H139ZM143 239H145V238H143ZM143 239H142V241H143V245H142V246H144V244H146V243H149V242H146V240H143ZM35 241H36V240H35ZM139 241H140V240H139ZM139 241H137V242H139ZM4 242H6V244H5ZM140 244H141V242H140ZM6 245H7V246H6ZM44 245H46V246H44ZM52 245H53V243H52ZM5 246H6V248H7V247H9V248L5 249ZM13 247H16V249H15V250L12 249ZM101 247H102V245H101ZM131 247H133V246H131ZM134 247H135V246H134ZM97 248H98V247H97ZM103 248H104V247H103ZM137 248H138V244H137ZM137 248H136V249H137ZM139 248H140V247H139ZM139 248H138V249H139ZM142 248H143V247H142ZM54 250H56V248H54ZM54 250H53V249H49V251H51V252H53V253H56ZM95 250H96V247H95ZM93 251H94V249H93L92 245H90V244H88L86 247H84V249L79 250L78 252H76L75 250H71V251H70L71 253H70V252H68L66 249H64L63 251H61V254H60V253H56V254H55V255H56V261L64 262V263H61V264H100L99 260H98L99 263L96 262V261L94 260L96 256H94V259L92 258ZM136 251H137V250H136ZM138 252H139V251H138ZM77 253H85V254H87L90 258H89V259H85V258H83V257L81 258V255H80V254L78 255ZM147 255L150 256L149 253H148ZM97 257H98V256H97ZM18 259H19V260H18ZM76 259H81V260H79V261H75ZM96 259H97V258H96ZM21 261H22L23 263H20ZM43 262H44V261H43ZM54 263L56 264V262H54Z\"/></svg>",
	"mask_w": 264,
	"mask_h": 264
}]
</instances>
